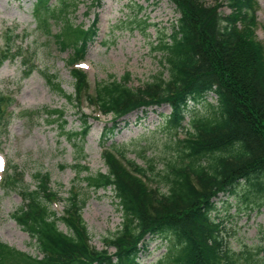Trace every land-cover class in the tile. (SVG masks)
Segmentation results:
<instances>
[{
    "label": "trees",
    "instance_id": "16d2710c",
    "mask_svg": "<svg viewBox=\"0 0 264 264\" xmlns=\"http://www.w3.org/2000/svg\"><path fill=\"white\" fill-rule=\"evenodd\" d=\"M77 1L33 3L39 29L59 49L73 50L67 61L75 81L73 99L46 76L47 82L74 103L78 112L87 103L95 113L111 116L113 125L104 128V138L128 115L167 105L168 126L181 129L173 134L176 154L165 161L161 171L151 162L147 167L138 166L112 146L101 153L105 172L89 173L87 167L75 165L77 180L86 172L81 178L86 188L92 192L109 189L121 212V227L103 239L102 250L90 245L81 217L86 196L70 191L63 200L51 189L49 175L39 172L31 190L24 184L23 174L10 166L0 186L19 193L22 204L12 218L34 241L38 256L0 242V264H140V253L148 239L154 238L165 242L156 264H264V246L233 251L223 239L222 224L211 216L219 195H236V189L248 201V212L264 207V18L258 21V0H222L213 5L202 0H169L179 17L157 30L161 37L155 47L167 78L160 73L151 83L133 89L126 74L120 81L97 83L93 90L83 70L75 65L85 59L86 48L97 35L98 18L96 15L87 29L73 25L69 17L77 9ZM130 5L137 8L132 19L136 27L140 20L146 23L147 18L141 16L143 7L135 2ZM223 8L229 12L225 14ZM58 22L62 26L52 34L51 28ZM145 23V29L151 26ZM15 38L10 32L0 34V66L20 59L24 67L31 65L30 72L29 48L17 46ZM10 102L0 93V127L6 125ZM189 102L200 103L203 110L192 107L188 111ZM41 113L51 122H59L62 134L79 141L88 135L89 115L80 113L79 131L69 134L65 133L68 123L63 110L45 108ZM250 197L256 199L254 205ZM61 200L64 208L59 215L51 205ZM60 223L66 233L59 229ZM108 248L114 253H108Z\"/></svg>",
    "mask_w": 264,
    "mask_h": 264
},
{
    "label": "rangeland",
    "instance_id": "374dc122",
    "mask_svg": "<svg viewBox=\"0 0 264 264\" xmlns=\"http://www.w3.org/2000/svg\"><path fill=\"white\" fill-rule=\"evenodd\" d=\"M34 1L0 0V34L10 32L17 36L15 44L29 48L27 58L33 67L27 72L31 65L24 67L20 59L5 61L0 66V93L11 100L6 110V125L0 127V164H6V171L10 166H15L23 174L24 184L31 190L36 186L34 176L39 172L49 175L51 189L63 200L70 191L86 196L81 217L90 236V245L102 250L105 248L103 239L113 236L121 227V212L109 189L92 192L86 188L84 181H81L86 172H82L77 180L78 169L75 165L87 167L89 173L105 172L101 153L104 148L112 146L122 150L125 159L138 166L147 167L151 162L157 171H161L165 161L176 154L172 146L173 134L181 129L174 131L173 127L168 126L165 116L170 113V108L165 105L128 115L104 138V128L113 125L111 116L95 113L94 107L87 103L78 112L74 103L67 101L47 82L46 76L73 99L75 81L67 67L73 50L59 49L53 38L39 29L37 14L33 9ZM55 1L58 0H50V3ZM202 1L206 5H213L222 0ZM130 2L143 7L141 16L147 18L146 23L140 20V26L136 27L132 19L137 8ZM77 3V9L69 17L73 25L87 29L96 15L98 18L97 35L88 44L81 64L91 90L97 83L109 79L120 81L126 74H129L128 86L133 89L151 83L160 73L167 78L160 63L161 54L155 47L156 40L161 37V32L157 30L169 27L179 17L169 0H78ZM263 9L264 3L260 1L257 12L260 22L263 21ZM221 11L225 14L229 12L227 8ZM143 23L151 26L145 29ZM61 26L60 22L53 24L52 34L57 33ZM257 33L262 39L261 32ZM2 43L0 39V45ZM207 100L212 101L210 96ZM192 107L203 110L200 103L189 102L188 111ZM45 108L64 111L68 123L65 133L69 134L79 131L81 114L89 115L88 135L79 141L78 138L62 134L59 122H51L41 113ZM188 118L185 117V123ZM4 173L1 175L0 172V177ZM162 191L165 189L162 188ZM236 193L219 195L211 212L213 219L222 224L225 243L237 252L264 246V207L248 212L245 206L248 201L243 199V193L238 189ZM249 200L253 205V202H257L252 197ZM21 204L17 191H8L0 186V242L31 256H38L34 241L12 218ZM63 208L62 200L51 205V209L59 212V215ZM59 229L67 232L62 223ZM107 251L114 253L113 248ZM164 251V241L160 238L148 239L145 250L139 255V263L156 264Z\"/></svg>",
    "mask_w": 264,
    "mask_h": 264
}]
</instances>
